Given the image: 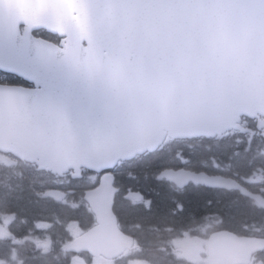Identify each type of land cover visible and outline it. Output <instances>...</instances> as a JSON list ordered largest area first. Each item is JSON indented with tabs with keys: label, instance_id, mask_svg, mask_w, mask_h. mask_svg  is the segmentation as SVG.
Wrapping results in <instances>:
<instances>
[{
	"label": "water",
	"instance_id": "95a60500",
	"mask_svg": "<svg viewBox=\"0 0 264 264\" xmlns=\"http://www.w3.org/2000/svg\"><path fill=\"white\" fill-rule=\"evenodd\" d=\"M4 1L0 46L18 54L17 63L27 55L33 72L21 77L36 89L0 87V153L54 174L82 168L102 173L156 151L167 135L213 138L242 131L236 126L242 116L264 113V0H97L89 9L88 0H55L52 11L46 4L43 11L34 8L32 0ZM113 10L129 33L114 21ZM251 27L260 30L252 34ZM42 28L67 37L66 47L34 39ZM230 40L240 49L226 47ZM160 178L180 187L200 182L172 172ZM116 192L108 173L88 195L99 226L77 239L74 251L116 257L134 246L118 229ZM230 238L226 246L223 234L211 238L209 264H247L264 250L263 239ZM184 248L186 260L201 261L199 245ZM217 254L220 261L213 259Z\"/></svg>",
	"mask_w": 264,
	"mask_h": 264
},
{
	"label": "flooded vegetation",
	"instance_id": "af4514ba",
	"mask_svg": "<svg viewBox=\"0 0 264 264\" xmlns=\"http://www.w3.org/2000/svg\"><path fill=\"white\" fill-rule=\"evenodd\" d=\"M33 7L44 10L45 0H32ZM21 32L24 33L25 28L20 26ZM34 36L43 38L55 45L62 46L66 43L65 38H60L50 34L47 30L39 29ZM17 55L7 54L3 47L0 46V59L6 58L11 60L5 64L6 69H14L11 72L0 69V86L22 88L25 90L35 89V84L30 80L21 77L22 74L31 69V62L24 56V62L17 63ZM239 126L249 130L247 134L239 131L231 130L221 136L215 138H195L191 140H172L167 138L162 148L157 152L159 159H164V167L161 173L166 170H173L176 173L186 172L193 177H201L205 181L207 179L226 181L223 188L208 185L205 182H189L183 188L170 183L166 180H160L165 187L166 192L172 196V204L175 208L169 212V215L177 223L180 219H189L186 210L188 207H196L192 217L194 230H190L192 236L195 237H211L224 230H235L241 236L248 237H264V116L258 114L255 119L243 117ZM0 171H3L0 166ZM85 176H82L81 180ZM77 183V189L80 192V180ZM89 184L87 180L81 190H85ZM33 185V184H32ZM228 185H238L250 195L246 196L241 190L231 188ZM120 190V199L128 202L126 197L129 189L123 190L122 185H118ZM141 192V191H140ZM150 195L141 192V199L138 201L143 203L146 213L152 212V200ZM118 198V199H119ZM43 199V198H40ZM228 201H232L230 207L234 209H224ZM249 213H248V212ZM240 213H248L249 217L242 220L236 225H232L235 215ZM20 219V217H17ZM29 219L30 217L24 216ZM37 218V217H36ZM13 220L9 216L8 221ZM170 229L165 228L159 231L160 234H166ZM210 237V238H211ZM210 238L208 240H200L198 242L202 249L201 262L199 264H209L210 261ZM37 244L49 245V238L45 241L42 239L36 241ZM162 264H177L175 255L168 256ZM179 264V263H178ZM182 264V263H181ZM253 264H264V261L254 262Z\"/></svg>",
	"mask_w": 264,
	"mask_h": 264
},
{
	"label": "trees",
	"instance_id": "16d2710c",
	"mask_svg": "<svg viewBox=\"0 0 264 264\" xmlns=\"http://www.w3.org/2000/svg\"><path fill=\"white\" fill-rule=\"evenodd\" d=\"M159 158L161 156L157 155L139 157L132 163L120 165L117 170V182L118 185H122L123 190L131 189L130 191L134 193L138 191L148 193L150 200H152V211L155 209L152 213H146L143 207L133 205L129 201L124 202L120 198L117 200L115 207L121 224L137 240L139 259L147 260L152 264H162L171 255L173 240L177 237L160 235L159 231L168 228L170 230H179L180 234H182L186 230H193V225L195 224L192 222V217L197 209L196 207H188L186 213L190 212L188 214L189 219L178 220L179 228L176 226V222L169 215V212L175 208V205L172 204V196L166 192L165 187L161 186L163 184L157 180V174L166 162L164 159ZM22 166L24 168L19 172L30 170V173L27 176L19 175L18 173L13 174L14 182H19L21 185L6 186V188H11V190H8L7 198H3V204H5L7 209L17 214L18 217L28 216L46 220L53 218L52 221L56 224V230L50 234L53 245L50 253L42 254L39 250L33 249L34 245L31 242L21 244L18 253L23 260V264H71L69 255L62 252V247L69 238L66 226L75 221H80L81 227H91L93 216L82 201V196L84 191L92 189L94 185L89 183L85 190L81 191L79 198L74 200L76 208L60 206V204L51 200L39 203L38 199L28 191L33 186V182L39 181L40 175L35 167L28 164H23ZM50 178L52 179L51 186L60 185L59 179L53 176ZM4 183H8V180H5ZM35 202H37V205H35ZM231 204L232 201H228L225 205L227 206L226 209H229ZM248 213H240L233 216L235 219L231 220L232 225H236L249 217ZM21 222L24 224L19 227L16 224H12L10 231L23 239L29 236L32 231L28 224H32L33 220H27L28 224L25 221ZM229 231L238 234L235 230L229 229ZM8 242L10 240L0 242V259L13 264L10 259L11 252L3 246H10L11 244ZM177 263L181 264V262ZM182 264L186 263L183 262Z\"/></svg>",
	"mask_w": 264,
	"mask_h": 264
},
{
	"label": "bare ground",
	"instance_id": "6f19581e",
	"mask_svg": "<svg viewBox=\"0 0 264 264\" xmlns=\"http://www.w3.org/2000/svg\"><path fill=\"white\" fill-rule=\"evenodd\" d=\"M82 0H80L81 2ZM89 1V4H88V9L95 3V1L97 0H88ZM111 1H117L119 4L123 3V2H127V0H105L106 3L110 4ZM191 27L187 28L188 31H190ZM260 29H258L257 27H251L250 28V32L252 34H255L259 31ZM210 29H207V28H201L200 29V32L201 33H207L209 32ZM237 31V29H236ZM264 33V30L262 31ZM239 33L242 35V36H246V33L244 31V29H240L239 30ZM218 46V44H215L214 47ZM225 46L228 47V48H237V49H240V46L234 41V40H230V41H227L225 42ZM181 66V65H179ZM76 171V170H75ZM78 174H80L81 176H84V173L82 171H76ZM49 175L50 177L53 176V177H56L57 179H59L53 172L52 170L49 171ZM52 180V179H51ZM60 183V181H59ZM94 185V184H92ZM98 187L96 185H94V187L90 190H86L84 191L83 193V196H82V201L85 203L87 209L89 210L90 208V203L88 202L87 200V197L88 195L95 191ZM29 193H31L32 195H34L35 198L38 199L39 203H42L44 201H46L43 196H44V191L42 190V187L41 185H33L30 190L28 191ZM40 198H43V199H40ZM75 204V201L68 198L66 199L65 201H63L60 206L64 205V207H67L68 206H71L73 208H76V204ZM91 214V213H90ZM92 215V214H91ZM7 220H5L3 222V224L6 226V230H5V233L3 235V242H5L6 240H10V243L11 245L10 246H6V245H3L5 249L9 250L10 252H17L19 251L20 247H21V243L23 241V239L15 234V233H12L10 231V227L11 225L14 223L13 220H10L8 221L9 219V216H4ZM53 218L49 219V220H46V219H43V218H36V217H30L29 219H25V218H22L20 217V221H25L27 224V220H33L32 224L36 223V222H41V221H45V222H49V223H52L54 225V228L52 230L50 229H38L36 227H33L32 224H28L31 228H32V231H33V236L31 237V240L28 241V242H34L36 243V241L42 239L43 241H45L46 238H49V235L51 233H53L55 230H56V224L52 221ZM76 222L78 221H75L73 223H71L70 225L72 224H75ZM95 223H96V218H93V222L91 223V227L89 228H84V227H81L80 229L84 232L82 234V236L86 235L87 233H89L93 228H95ZM90 226V225H89ZM45 231L48 233L45 234ZM223 247L222 243L218 244L216 246L217 249H221ZM213 259L216 260V261H220V254H217V255H214L213 256Z\"/></svg>",
	"mask_w": 264,
	"mask_h": 264
},
{
	"label": "rangeland",
	"instance_id": "374dc122",
	"mask_svg": "<svg viewBox=\"0 0 264 264\" xmlns=\"http://www.w3.org/2000/svg\"><path fill=\"white\" fill-rule=\"evenodd\" d=\"M34 185H41V182L40 181H35ZM24 192V191H22ZM161 202V201H160ZM162 203V202H161ZM35 205H37V202H35ZM75 205V204H73ZM227 206H224V207H221L220 210L223 212L224 209L226 210ZM230 209H234L235 207H230ZM153 211H155V209H153ZM152 211V212H153ZM151 212V213H152ZM7 220L5 217H3V222ZM33 227H36L38 229H50L52 230L54 228V225L52 223H49V222H45V221H41V222H36L34 224H32ZM81 228V226H79V229ZM75 225H71L70 226V232H71V236L72 237H75L77 236L79 233H80V230H79ZM5 230H6V226L4 225V233H5ZM200 238L199 237H192L190 234H184L178 238H176L174 240V245H175V248H181L183 245L185 244H189V243H192V242H200ZM129 255V254H128ZM127 255V256H128ZM75 264H82V262L80 263H75ZM120 264H151V262L149 261H145V260H141V259H138L136 257H131V258H126L124 260V262H121L120 261Z\"/></svg>",
	"mask_w": 264,
	"mask_h": 264
}]
</instances>
